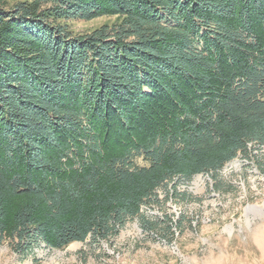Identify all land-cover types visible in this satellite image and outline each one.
<instances>
[{
	"label": "trees",
	"instance_id": "trees-1",
	"mask_svg": "<svg viewBox=\"0 0 264 264\" xmlns=\"http://www.w3.org/2000/svg\"><path fill=\"white\" fill-rule=\"evenodd\" d=\"M263 144L264 0H0V242L14 252L110 240L135 218L156 231L142 209L159 188L207 173L222 191L217 172Z\"/></svg>",
	"mask_w": 264,
	"mask_h": 264
},
{
	"label": "rangeland",
	"instance_id": "rangeland-1",
	"mask_svg": "<svg viewBox=\"0 0 264 264\" xmlns=\"http://www.w3.org/2000/svg\"><path fill=\"white\" fill-rule=\"evenodd\" d=\"M104 19L78 20L73 26L84 29ZM249 150V157L239 155L217 172L222 191L214 190L207 173L159 188V203L142 209L159 222L156 231H145L135 218L110 240L89 237L63 249L42 244L16 253L4 240L0 264H264V210L247 212L249 206H264V174L253 159L264 157V144ZM170 225L175 237L168 241L164 234Z\"/></svg>",
	"mask_w": 264,
	"mask_h": 264
},
{
	"label": "bare ground",
	"instance_id": "bare-ground-1",
	"mask_svg": "<svg viewBox=\"0 0 264 264\" xmlns=\"http://www.w3.org/2000/svg\"><path fill=\"white\" fill-rule=\"evenodd\" d=\"M264 210V206H258V205H254V206H249L248 208H247V212L249 213V212H251V211H254V212H259V211H263Z\"/></svg>",
	"mask_w": 264,
	"mask_h": 264
}]
</instances>
